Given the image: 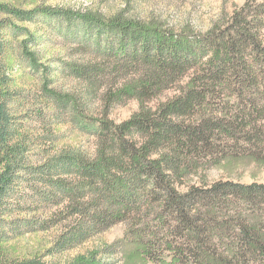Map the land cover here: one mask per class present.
I'll return each mask as SVG.
<instances>
[{"label":"trees","instance_id":"obj_1","mask_svg":"<svg viewBox=\"0 0 264 264\" xmlns=\"http://www.w3.org/2000/svg\"><path fill=\"white\" fill-rule=\"evenodd\" d=\"M130 12L0 2V264H48L5 254L24 233L61 228L47 251L54 256L118 224L126 226L121 241L66 264H109L101 257L113 250L124 251L123 264H264V183L202 176L186 185L208 165L264 168V0H247L206 32ZM40 20L88 55L65 65L86 83L83 98L50 87L27 27ZM12 60L47 71L43 105L66 113L59 125L95 139L93 152L40 144ZM172 89L178 94L149 106ZM99 99L101 113L88 114L87 100ZM130 100L138 112L110 119L112 106Z\"/></svg>","mask_w":264,"mask_h":264},{"label":"rangeland","instance_id":"obj_2","mask_svg":"<svg viewBox=\"0 0 264 264\" xmlns=\"http://www.w3.org/2000/svg\"><path fill=\"white\" fill-rule=\"evenodd\" d=\"M247 0H138L130 4L126 0H0V2L11 3L18 7L31 9L36 6H56L71 8L80 11H98L101 13H113L128 7L130 15L137 18H154L165 25L177 28L191 27L194 31L206 32L214 23L225 14L231 15L237 7H241ZM35 35L36 45L33 50L38 54L40 63L49 70L47 77L52 89L61 95H72L76 98H83L87 93V85L70 76V71L66 64L73 62H83L88 55L80 52L79 47L67 40L62 35L55 33L51 27L45 24V20H40L35 25H27ZM10 75L15 80L14 87L21 92L25 98L24 111L28 115V123L32 134L36 135L43 146H50L52 141H56L58 147L79 146L87 151L95 150V139L81 135L77 129L70 124L59 125L58 119L66 120V113H61L55 109H46L41 101V92L46 87L47 71L42 69L38 74H33L27 66L11 61ZM65 63V64H62ZM64 65V66H63ZM62 67L67 68L62 73ZM44 74V75H43ZM187 80L184 81L186 83ZM48 85V86H49ZM49 87V88H50ZM178 94V89L165 91L162 95L149 103L155 108L159 104L167 101ZM101 99V98H100ZM95 100L89 103L87 100L86 112L98 116L101 113V101ZM45 108V110H44ZM140 104L137 100H130L124 104L114 105L110 109L109 117L119 124L128 120L134 113L138 112ZM42 115V116H41ZM41 122L38 124V118ZM64 120V121H65ZM50 130L55 133L50 134ZM199 177L195 176L188 180L186 185L201 181L202 176H206L209 183L220 180H229L245 184L253 182L264 183V168L256 166L223 164L221 166L208 165L199 171ZM183 191L187 188L182 187ZM33 216V215H32ZM41 215L37 214L36 217ZM30 217V216H28ZM62 227V225H61ZM23 231V230H22ZM61 231L53 229L48 232L24 233L22 236L13 238L4 246V252L10 258L16 260L42 259L48 264H66L79 254L98 248L101 244H112L121 241L125 236L126 226L118 224L109 231L96 236L90 243H87L75 250L58 255H48V250L52 246L56 236ZM123 251V250H122ZM113 256L103 255L102 262L109 264H123L126 260L124 251H112ZM116 253V254H115Z\"/></svg>","mask_w":264,"mask_h":264}]
</instances>
